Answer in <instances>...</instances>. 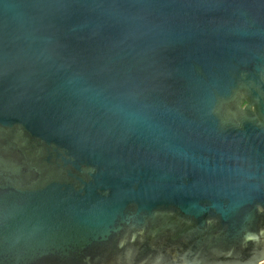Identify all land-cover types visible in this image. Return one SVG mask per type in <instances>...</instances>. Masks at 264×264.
I'll use <instances>...</instances> for the list:
<instances>
[{
  "label": "water",
  "instance_id": "obj_1",
  "mask_svg": "<svg viewBox=\"0 0 264 264\" xmlns=\"http://www.w3.org/2000/svg\"><path fill=\"white\" fill-rule=\"evenodd\" d=\"M0 264H264V0H0Z\"/></svg>",
  "mask_w": 264,
  "mask_h": 264
}]
</instances>
